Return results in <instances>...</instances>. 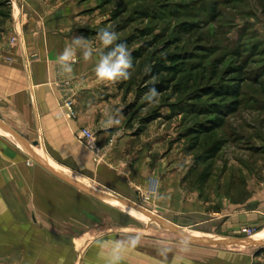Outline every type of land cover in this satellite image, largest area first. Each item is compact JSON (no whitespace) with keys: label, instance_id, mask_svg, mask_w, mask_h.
Instances as JSON below:
<instances>
[{"label":"crops","instance_id":"obj_1","mask_svg":"<svg viewBox=\"0 0 264 264\" xmlns=\"http://www.w3.org/2000/svg\"><path fill=\"white\" fill-rule=\"evenodd\" d=\"M9 6L10 16L4 18L0 31V113L23 135L38 139L59 172L62 167L73 173L81 170L106 190L136 200L137 188L147 179L137 148L147 146H140L138 125L132 127L134 119L129 121L123 81L97 80L95 51L90 61L78 51L70 75H59L55 63L74 34L88 39L94 50L102 47L97 33L109 29L111 22L106 5L98 0H9ZM13 37L16 44L11 43ZM70 96L75 98L77 117L68 122L61 105ZM117 113L121 124L105 128L107 118ZM83 128L96 133L90 146L77 138ZM7 135L10 141L0 139V242L25 248V264H108L117 238L97 234L83 236L81 243L82 236H73L78 231L97 232L95 199L43 165H29L14 144L20 143ZM176 170L183 175L176 177ZM187 174L185 167L174 164L165 171L159 202L162 218L196 232L222 219L223 232L264 223V176L247 181V199L230 201L228 213L224 208L213 212L199 195L190 199L181 191L179 184H185ZM251 239L263 241L264 228ZM98 241H104L103 247ZM178 246V250L184 247ZM163 247L171 249L166 259L159 254ZM121 256L120 264H177V243L140 238L135 249L122 250ZM243 256L235 255V263H243Z\"/></svg>","mask_w":264,"mask_h":264},{"label":"rangeland","instance_id":"obj_2","mask_svg":"<svg viewBox=\"0 0 264 264\" xmlns=\"http://www.w3.org/2000/svg\"><path fill=\"white\" fill-rule=\"evenodd\" d=\"M7 1V7L0 6L1 23L6 18L3 11L11 9ZM105 9L111 17L109 29L117 33L120 42L129 41L127 46L131 55L135 50H144L146 41L154 43V47L144 51L142 58L133 62L131 78L123 81L126 98L123 101L129 110V121L133 117L132 127L138 125L140 146H147L144 150L137 148L140 149L137 157L144 159L147 179L137 188V199L131 202L163 222L186 233L203 235L209 241L184 238L143 211L125 205L118 199L125 198L88 180L81 170L73 173L70 169L58 167L65 176L113 198L107 200L80 189L95 199L99 213L94 228L97 232L78 231L73 232V236L112 235L121 240L139 234L145 240L174 239L177 264H187L188 256L192 258L191 264H237L234 258L237 254L246 255L243 256L245 261L239 264H264V240L245 244L231 241L252 240L251 237L264 228V223L247 226L255 228L253 234L248 235L243 232L245 227L223 232L221 218L209 222L204 231L196 232L192 227L182 229L170 223L159 212L162 209L159 202L163 176L173 164L177 168L185 167L188 172L191 169L185 180L187 183L179 184L181 191L184 190L190 199L199 195L202 201L209 203L207 207L213 212L221 208L232 212L230 201L244 202L247 199V181L252 176H264V0H109ZM177 9L180 11L174 12ZM154 51H157L156 59L152 57ZM169 54L181 56L177 62L165 63L171 69L158 71L150 78L156 60L158 62ZM241 65H244L243 72L238 74ZM152 83H165L169 90L160 93L159 103L148 104L143 89ZM217 83L240 84L242 104L226 119L224 126L211 134H200L192 129L207 121L210 115L173 109L185 101L196 100L193 97L198 92ZM194 102L206 105L209 98ZM192 109L198 108L194 106ZM152 115L157 117L144 122ZM0 130L6 135L10 133L22 145L12 142L25 154L27 163H37L34 153L49 163L48 153L38 139L23 135L8 124L1 113ZM0 139L10 141L1 133ZM219 140L224 142L222 150L206 164L199 165L197 158L204 157ZM91 142L83 144L90 146ZM140 163L138 160L136 165ZM175 175L180 177L183 173L176 170ZM226 204L229 208L225 207ZM85 237L79 241L82 243ZM181 241L187 242L183 245L185 254L178 250ZM8 244L0 242V264H25L26 249Z\"/></svg>","mask_w":264,"mask_h":264},{"label":"clouds","instance_id":"obj_3","mask_svg":"<svg viewBox=\"0 0 264 264\" xmlns=\"http://www.w3.org/2000/svg\"><path fill=\"white\" fill-rule=\"evenodd\" d=\"M97 36L102 47L94 50L92 43L88 39H85L82 35L74 34L63 51L56 57L55 63L58 66V74L63 76L73 73V65L78 63V51L82 52L84 61L92 60L95 51L99 56L94 67V73L98 81L115 84L119 81L129 80L131 78L130 69L133 68V57L127 44L125 42H117V33L108 28L101 29ZM145 86L148 88L144 97L147 103H159L160 93L155 84H146ZM119 116L120 113H117L116 116L110 115L105 121V128L119 126L121 124ZM98 243L103 247L104 241H98ZM139 243V234L129 235L124 239L116 240L108 264H120L122 250L135 249ZM186 243V241H181L182 245ZM185 250V247L180 248V251ZM170 251V248L163 247L160 249L159 254L166 259Z\"/></svg>","mask_w":264,"mask_h":264},{"label":"trees","instance_id":"obj_4","mask_svg":"<svg viewBox=\"0 0 264 264\" xmlns=\"http://www.w3.org/2000/svg\"><path fill=\"white\" fill-rule=\"evenodd\" d=\"M109 3V0L104 1V5H107ZM8 1L7 0H0V6L7 7ZM182 8V6L180 7ZM171 11V10H170ZM179 12L180 9L174 10V12ZM3 16L8 18L10 16L9 12L3 11ZM1 26V22H0ZM1 28V27H0ZM2 30V29H1ZM0 30V31H1ZM143 33H145L143 31ZM146 34V33H145ZM117 42H120L119 40ZM129 42V41H128ZM126 41V44H128ZM144 50H135L132 53L133 62H135L136 59L142 58L144 56V51L149 50L152 47H154L153 41H146V45H143ZM143 50V51H142ZM149 52V51H148ZM157 51L153 53V59H156ZM180 54H173V55H167L166 57L160 58V61L157 62L154 69V73L150 75L149 77L152 78L155 76V74L158 71L164 72L166 69H171L172 67H167L165 65L166 62H177L180 59ZM244 65H241L238 68V74L243 72ZM131 70V69H130ZM155 87L159 91V93H164L169 90V85L165 83H154ZM125 85L123 84V87ZM148 91L147 87H144L143 92L146 93ZM242 88L241 85L238 83H217L213 86H209L205 89H202L201 92H198L193 99H196L194 101H197L198 99L208 97L209 103L206 105L198 104L194 101H185L183 105H178L176 108L174 107V111L181 110L182 113H192L197 115H210L211 117L204 122L199 123L197 128H194L192 130L197 131L200 134L207 133L211 134L217 129L224 126V123L226 119L231 116L232 114L236 113L241 104H242ZM191 96V95H190ZM192 98V97H191ZM196 106V110L192 109ZM214 116V117H213ZM157 115H152L150 117H146L144 119V122H147L148 120L156 118ZM133 119V117H132ZM224 147V142L222 140L217 141L206 153L204 157H198L197 163L200 164H206L211 159L215 158L217 154L222 150ZM191 169L189 170L188 174H190Z\"/></svg>","mask_w":264,"mask_h":264},{"label":"water","instance_id":"obj_5","mask_svg":"<svg viewBox=\"0 0 264 264\" xmlns=\"http://www.w3.org/2000/svg\"><path fill=\"white\" fill-rule=\"evenodd\" d=\"M25 143V142H23ZM26 147H28L30 150L31 148L26 145ZM33 157L35 159V161L41 165H43L44 167H46L49 171H51L52 173H54L57 177L61 178L62 180L68 182L69 184L81 189V190H85L95 196H98V197H102L104 199H108L110 196L109 195H106V194H103L101 192H98L94 189H91L87 186H84L82 185L81 183L65 176L63 173L59 172L57 169H55L53 166H51L47 161L45 160H42L40 158H38V156L34 153L33 154ZM120 201L122 203H124L125 205L127 206H131L139 211H143L146 215H149L152 219H154L155 221L161 223L162 225H164V227H166L168 230H171L173 231L174 233H177L179 234L180 236L184 237V238H189V239H196V240H200V241H209V239L205 238V237H198V236H195L193 234H190V233H186L185 231H182L181 229L175 227V226H171L169 225L168 223L166 222H163L159 217L157 216H152L151 214H149L148 212H145V210L143 208H140L137 204L135 203H132L131 201L127 200V199H122V198H119ZM231 241L235 242V243H241V244H245L247 243L248 241L250 242H254L253 240H250V239H232ZM254 243H257V242H254ZM261 244V243H259Z\"/></svg>","mask_w":264,"mask_h":264},{"label":"built area","instance_id":"obj_6","mask_svg":"<svg viewBox=\"0 0 264 264\" xmlns=\"http://www.w3.org/2000/svg\"><path fill=\"white\" fill-rule=\"evenodd\" d=\"M12 44L17 43V37H13L11 39ZM64 113V117L68 121H72L77 117V110H76V102L75 98L73 96L67 97L64 102L61 105ZM77 138L82 141V143H85V141H94L96 139V133L89 129V128H83L80 131L76 133ZM29 165H32V162H28ZM255 231V228L252 227H245L243 229V232L247 233L248 235H252Z\"/></svg>","mask_w":264,"mask_h":264},{"label":"bare ground","instance_id":"obj_7","mask_svg":"<svg viewBox=\"0 0 264 264\" xmlns=\"http://www.w3.org/2000/svg\"><path fill=\"white\" fill-rule=\"evenodd\" d=\"M0 133L3 134L4 136L8 137V135H6L5 133H3L1 130H0ZM20 146H22V145L20 144Z\"/></svg>","mask_w":264,"mask_h":264}]
</instances>
